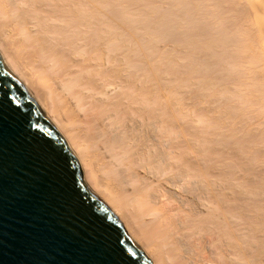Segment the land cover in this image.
Listing matches in <instances>:
<instances>
[{
  "label": "bare ground",
  "instance_id": "obj_1",
  "mask_svg": "<svg viewBox=\"0 0 264 264\" xmlns=\"http://www.w3.org/2000/svg\"><path fill=\"white\" fill-rule=\"evenodd\" d=\"M0 58L152 264H264V0H0Z\"/></svg>",
  "mask_w": 264,
  "mask_h": 264
},
{
  "label": "water",
  "instance_id": "obj_2",
  "mask_svg": "<svg viewBox=\"0 0 264 264\" xmlns=\"http://www.w3.org/2000/svg\"><path fill=\"white\" fill-rule=\"evenodd\" d=\"M0 103L10 109L4 129L7 182L0 202V264L87 260L100 238L122 249L130 264H152L112 213L87 192L64 140L1 58ZM54 161L60 164L57 170ZM19 172L30 175L34 183L16 185Z\"/></svg>",
  "mask_w": 264,
  "mask_h": 264
},
{
  "label": "snow or ice",
  "instance_id": "obj_3",
  "mask_svg": "<svg viewBox=\"0 0 264 264\" xmlns=\"http://www.w3.org/2000/svg\"><path fill=\"white\" fill-rule=\"evenodd\" d=\"M10 109H6L3 103H0V202H2V197L4 195L5 185L7 182V174L5 172V162H4V129L6 124L7 113ZM22 119V118H21ZM43 151V149L41 150ZM54 170L60 168L58 161H54ZM66 164V159H65ZM30 171V170H29ZM16 185L21 187H27L29 183H34L30 175H26L24 172L16 173L14 180ZM49 195L55 198V193L49 190ZM91 239V237L89 238ZM60 251H65L64 249H59ZM43 252L44 249L41 248ZM28 264H58L54 260H32ZM60 264H130L128 257L124 254V251L118 247H110L103 238L97 239L93 242V247L90 250L89 258L87 260H71L63 261Z\"/></svg>",
  "mask_w": 264,
  "mask_h": 264
},
{
  "label": "rangeland",
  "instance_id": "obj_4",
  "mask_svg": "<svg viewBox=\"0 0 264 264\" xmlns=\"http://www.w3.org/2000/svg\"><path fill=\"white\" fill-rule=\"evenodd\" d=\"M82 172V171H81ZM82 179H83V176H82ZM84 182V181H83Z\"/></svg>",
  "mask_w": 264,
  "mask_h": 264
}]
</instances>
